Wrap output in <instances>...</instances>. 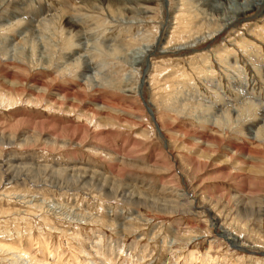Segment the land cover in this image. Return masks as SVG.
<instances>
[{"label":"rangeland","instance_id":"374dc122","mask_svg":"<svg viewBox=\"0 0 264 264\" xmlns=\"http://www.w3.org/2000/svg\"><path fill=\"white\" fill-rule=\"evenodd\" d=\"M64 1L0 5V264H105L101 236L116 264H264V5L75 0L80 33L44 31Z\"/></svg>","mask_w":264,"mask_h":264},{"label":"bare ground","instance_id":"6f19581e","mask_svg":"<svg viewBox=\"0 0 264 264\" xmlns=\"http://www.w3.org/2000/svg\"><path fill=\"white\" fill-rule=\"evenodd\" d=\"M64 1V0H63ZM107 2L109 5H110V9L113 7V10L115 11V12H118V13H122L124 16H125V18H127V19H130L132 16H134V19L135 18H138V17H142V16H145V18H146V13H144V12H142L141 10H145L146 8V6H151V5H153L155 2H158L159 0H130V2L132 1L133 3V5L135 6V7H137V9H133V8H127V7H129L131 4H130V2H128V4H125L124 3V1H122V0H96V2H100V3H102L103 4V2ZM228 1V0H227ZM64 2H66V5H68L69 4V10H68V12L67 13H65V14H63V15H61V16H59V15H56V16H54V17H52L53 19H46L45 21V23H41V28L43 29V28H46V30H44V31H53V35H54V33H55V31H56V29H58L59 28V26H61V24L63 23V19H66L65 18V16L66 15H68L69 16V20H67L66 21V23H67V26H68V28L70 29V31H73V32H78V33H80L79 32V29H77L78 27H77V24H76V18H78V17H76L75 18V16H77V13H79L80 14V12L75 8V7H73V6H71L74 2H75V0H71L70 1V3H69V0H68V3H67V1L65 0ZM88 2L90 3V2H92L91 0H88ZM225 2V1H224ZM3 3H5V0H0V5H2ZM63 3V2H62ZM84 3H86V0H82V2H81V4L83 5ZM88 4V3H87ZM63 5V4H62ZM65 5V6H66ZM104 5V4H103ZM127 5V6H126ZM262 5H264V0H256V1H253V3L252 4H247V3H245V4H243L242 3V5H241V7L240 8H238L237 10H234L233 12H231V15L232 16H230L229 17V19H227V20H224L221 24H222V26L223 25H227L228 24V22H230V21H233L234 19H236V18H240V17H242V16H244V15H246L247 13H249L250 12V10H252L253 11V9H257V7H259L260 8V6H262ZM112 6V7H111ZM17 7V6H16ZM68 6H66V8H67ZM138 7H141V10H138V9H140V8H138ZM19 8H16V10H18ZM20 10H21V7H20ZM82 10V9H81ZM135 10V11H134ZM18 12V11H17ZM21 12V11H20ZM23 12V11H22ZM15 13H16V11H15ZM81 14H83V13H81ZM80 14V15H81ZM229 14V13H228ZM14 15V14H13ZM21 15V14H20ZM25 15V14H24ZM230 15V14H229ZM15 16H19V15H16L15 14ZM22 16H23V14H22ZM123 16V17H124ZM37 17V16H36ZM27 18V17H26ZM28 19V18H27ZM35 19V18H34ZM148 19V18H147ZM21 20H22V18H21ZM24 20V19H23ZM29 20V19H28ZM145 20V19H144ZM32 21V20H31ZM30 21V22H31ZM210 21V20H209ZM23 22V21H22ZM30 22H27L26 24H25V32H26V30L27 29H29L30 31L29 32H31V30H32V32H33V35H35V31L36 30H34L33 28H34V24H32V23H30ZM34 22V21H33ZM31 32V33H32ZM37 33V32H36ZM72 33V32H71ZM71 33H69V36H71ZM211 36H213L212 34H211ZM78 39H80V38H78ZM80 41V40H79ZM37 42V41H36ZM80 43V42H79ZM66 44H68L67 42H66ZM79 46V45H78ZM159 46V45H158ZM81 49V45L79 46V50ZM156 49V46L155 45H148V46H146V47H143V48H140V49H135V50H133V52H132V54H131V58L132 59H134V62H140V63H146L147 62V59H148V57L153 53V50H155ZM80 52H76V55L77 54H79ZM121 55V54H120ZM130 57V56H129ZM79 58H81V57H79ZM83 59V58H82ZM81 60V59H80ZM146 72V75L148 74V70H146L145 71ZM146 75H145V77L143 78V80L145 81V78H146ZM144 81H143V83H141V85H140V88L144 85ZM141 90H143V88L141 89ZM140 90V91H141ZM140 94L142 95V92H140ZM96 242V244H94L95 245V249H96V252H97V254L98 255H100V256H102V257H104V259H105V264H116V260H115V258H116V256H114V255H117V252L118 253H120L119 251H120V249L118 248L117 250H116V246H109V250H108V252L106 253V251H105V246H104V244H103V237L101 236V237H99V238H97V241H95ZM93 245V246H94ZM52 254V253H51ZM115 258H114V257ZM31 259V258H30ZM194 259H195V254H193V252L192 253H190V256H189V258L186 260V262H185V264H189L190 262H192V261H194ZM45 261V260H44ZM213 259L211 258V257H207V258H203V263L204 264H213ZM94 264H96L95 262H93ZM92 263V264H93ZM126 263H128V260H127V262ZM88 264H90V263H88Z\"/></svg>","mask_w":264,"mask_h":264},{"label":"water","instance_id":"95a60500","mask_svg":"<svg viewBox=\"0 0 264 264\" xmlns=\"http://www.w3.org/2000/svg\"><path fill=\"white\" fill-rule=\"evenodd\" d=\"M149 108H150V105H149ZM150 110H151V108H150ZM151 112H152V110H151Z\"/></svg>","mask_w":264,"mask_h":264}]
</instances>
